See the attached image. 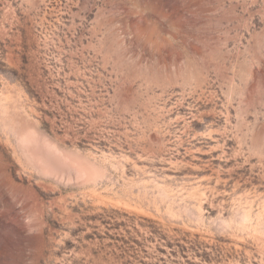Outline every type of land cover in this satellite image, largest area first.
Instances as JSON below:
<instances>
[{
    "label": "rangeland",
    "instance_id": "374dc122",
    "mask_svg": "<svg viewBox=\"0 0 264 264\" xmlns=\"http://www.w3.org/2000/svg\"><path fill=\"white\" fill-rule=\"evenodd\" d=\"M0 264H264V0H0Z\"/></svg>",
    "mask_w": 264,
    "mask_h": 264
}]
</instances>
